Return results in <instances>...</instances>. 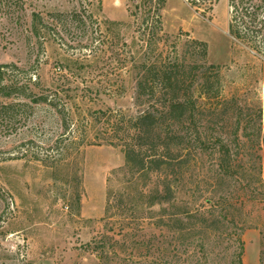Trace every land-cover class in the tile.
<instances>
[{"label":"rangeland","instance_id":"374dc122","mask_svg":"<svg viewBox=\"0 0 264 264\" xmlns=\"http://www.w3.org/2000/svg\"><path fill=\"white\" fill-rule=\"evenodd\" d=\"M143 12L129 0H29L19 23L1 21L0 69L30 76L36 91L64 89L89 144L64 157L68 141L50 149L52 135L75 133L43 105L0 120V264H256L257 252L264 264V51L230 33L229 0L206 10L167 0L160 32ZM194 39L207 43L206 62ZM170 58L197 62L190 81L218 78L207 92L199 77L192 86L206 144L190 125L186 148L171 143L135 172L128 147L105 143L89 112L137 115L141 64Z\"/></svg>","mask_w":264,"mask_h":264},{"label":"trees","instance_id":"16d2710c","mask_svg":"<svg viewBox=\"0 0 264 264\" xmlns=\"http://www.w3.org/2000/svg\"><path fill=\"white\" fill-rule=\"evenodd\" d=\"M129 1L134 2V6L138 9L143 7V24H157V30L162 29L161 9L167 0H142V5L136 0ZM217 1L189 0L193 6L198 9L202 7L204 10L211 9ZM28 4L29 0H0V23L5 18L19 23L26 15ZM229 6L231 8L230 33L256 50L264 51V0H229ZM129 8L131 14L136 15L131 6ZM32 16L34 17L35 14ZM192 44L200 48L201 57L206 62L207 43L194 39ZM196 63H190L189 67L186 61L170 58L160 63H150L149 66L145 60L141 64V73L138 76L135 91L136 103L142 107L137 115L127 117L122 111L113 108L95 109L89 112L90 119L94 123H103L105 143L124 144L128 147L127 162L135 172L149 171L152 156L171 143L179 147V150L186 148L190 125L195 128V134L192 137L202 145L206 144V140L202 139L203 133L196 123V118L199 116L196 112L203 109L199 100L194 98L192 86L199 77L202 92H207L214 87V83L218 84V78L210 79L201 72L196 73L197 75L193 73L194 76L190 78H194V81L188 80L186 71H191ZM208 67L217 68V65L210 64ZM10 76L9 73L0 69V80L3 82L0 94L10 99L0 102L2 122L12 124L17 119L23 118L30 104L43 105L47 107L45 110L60 116L64 127L75 133L72 139L63 138V134L61 139L59 137L54 139L55 135H52L45 141L50 149L59 151L62 148L60 155L64 157L67 154L65 151H70L69 147L72 148L74 145L80 147L88 143L89 129L85 125L80 126L79 123L73 125L74 119L66 102L69 95L61 94V91L65 92L64 89L41 87L40 91H36L32 85L38 86V82H33L30 76L17 75L14 79ZM20 97L28 102L14 100ZM64 141L68 143L58 148L57 144ZM221 155L219 166L222 170L229 172L232 168V155L226 144L222 145ZM238 263L242 264L241 256Z\"/></svg>","mask_w":264,"mask_h":264},{"label":"crops","instance_id":"0c3cea01","mask_svg":"<svg viewBox=\"0 0 264 264\" xmlns=\"http://www.w3.org/2000/svg\"><path fill=\"white\" fill-rule=\"evenodd\" d=\"M255 245L258 248V244L256 243ZM256 264H259V254H258V252H257V256H256Z\"/></svg>","mask_w":264,"mask_h":264}]
</instances>
